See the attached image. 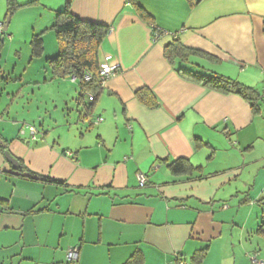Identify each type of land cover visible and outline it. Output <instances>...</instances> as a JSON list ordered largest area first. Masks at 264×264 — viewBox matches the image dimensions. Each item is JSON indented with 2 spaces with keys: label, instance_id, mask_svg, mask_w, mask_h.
Instances as JSON below:
<instances>
[{
  "label": "crops",
  "instance_id": "obj_1",
  "mask_svg": "<svg viewBox=\"0 0 264 264\" xmlns=\"http://www.w3.org/2000/svg\"><path fill=\"white\" fill-rule=\"evenodd\" d=\"M15 2H33L15 15L30 10L34 34L47 32L65 6ZM134 3L71 2L76 18L109 28L99 55L118 65L90 114L78 106L76 121L61 123L52 142L41 128L33 141L28 127L0 118V139L26 169L16 171L0 151V264H68L69 249L77 264H124L136 251L143 264H198L204 248L200 264H252L253 255L264 262V0ZM3 17L0 6V35ZM153 27L162 33L157 40ZM173 40L195 54L167 61L163 50ZM179 69L253 89L259 112ZM66 78L77 84L51 74L42 84ZM140 89L153 94L156 108L137 100ZM176 159L200 173L173 176L167 165ZM138 174L147 178L143 187Z\"/></svg>",
  "mask_w": 264,
  "mask_h": 264
},
{
  "label": "trees",
  "instance_id": "obj_2",
  "mask_svg": "<svg viewBox=\"0 0 264 264\" xmlns=\"http://www.w3.org/2000/svg\"><path fill=\"white\" fill-rule=\"evenodd\" d=\"M129 1L135 4L134 0ZM71 2L72 0H65L63 10L55 14L53 24L46 29L53 32L57 46L56 56L46 59V64L53 79H63L66 76L75 78L76 83H78L79 86L77 104L78 106L82 105L85 114L88 115L92 111L94 104L102 91V85L99 78V67L101 64L99 49L101 43L107 36L109 28L104 25L89 23L76 18L70 11ZM32 4L33 2L24 6H30ZM24 6L17 5L15 0H6L5 20L8 17L10 18L15 11ZM136 9L141 17L144 19L147 17L140 7L136 6ZM44 32L32 35L30 47L31 56L33 58L42 56L44 50L42 35ZM2 48L3 40L0 39V55ZM163 52L164 58L169 62H173L176 59L187 61L188 56L195 54V51L184 47L178 40H173L166 45ZM178 73L213 91L223 94H237L251 104V108L255 114L259 112L256 106L259 94L251 88L218 75H204L181 69L178 70ZM86 75L90 76L88 81L85 80ZM86 94H91L93 96V101L89 102L85 97ZM135 96L144 106L151 109L157 107V102L155 101L153 94L147 89L138 90L135 93ZM261 98H264V96ZM3 142L6 143L5 141ZM0 151L4 155V152L8 150L7 148L3 149L0 146ZM16 161L19 166L15 170L20 173L25 172L26 169L22 162L19 160ZM167 169L173 176L189 178L201 171V167L193 166L186 159L173 160L167 165ZM28 176L35 177V175L30 172L28 173ZM263 228L264 221L258 230L259 234L264 237ZM206 252V248L197 252L194 259L198 264L201 263ZM124 264H143V257L140 252L136 251Z\"/></svg>",
  "mask_w": 264,
  "mask_h": 264
},
{
  "label": "rangeland",
  "instance_id": "obj_3",
  "mask_svg": "<svg viewBox=\"0 0 264 264\" xmlns=\"http://www.w3.org/2000/svg\"><path fill=\"white\" fill-rule=\"evenodd\" d=\"M41 1L46 2V0ZM0 6L4 11V17L1 19L4 24L6 0H0ZM16 12L13 13L12 22L10 20L8 24L10 28L5 32L1 31L2 35H0V39L3 40L0 55V118L10 123L15 120L21 128L29 126L41 128L50 134L49 141H56L61 135V123L69 122L71 118L75 121L77 119L80 111L77 104L78 83L70 84L66 78L68 84L48 83L47 86H43V80H48L50 74L46 59L53 58L57 54L54 34L49 30L44 32L42 56L33 58L30 41L34 34L32 28L37 26L38 20L36 16L29 14L30 10L15 15ZM43 26H46L45 21ZM190 63L194 61L190 60ZM35 82L41 84L34 85ZM71 95L72 101L69 100ZM261 109L264 114L263 101H261Z\"/></svg>",
  "mask_w": 264,
  "mask_h": 264
},
{
  "label": "built area",
  "instance_id": "obj_4",
  "mask_svg": "<svg viewBox=\"0 0 264 264\" xmlns=\"http://www.w3.org/2000/svg\"><path fill=\"white\" fill-rule=\"evenodd\" d=\"M108 32H109V30H108ZM161 35H162L161 31L159 29H157L156 27H153V40H157ZM117 72H118V65L112 61V57L110 55L104 56L102 61H101L100 67H99V78H100L101 85L103 86V84L108 79L113 77ZM89 79H90V76L86 75L85 80L88 81ZM71 81L76 82L74 77H71ZM263 96H264V89H263ZM85 97L89 102L93 101V96L91 94H86ZM99 122H100V119H96L94 123L98 124ZM28 130L31 134V139L33 141H36L37 140L36 139V136H37L36 129L34 127L30 126V127H28ZM137 182H138V185L140 187H143L147 182V178L143 174H138L137 175ZM263 235H264V228H263ZM66 261L68 264H77L78 259H77L76 249H69L67 251ZM250 261L252 264H264L263 261H261L257 258V255L251 256ZM173 264H183V263L181 261L177 260Z\"/></svg>",
  "mask_w": 264,
  "mask_h": 264
},
{
  "label": "water",
  "instance_id": "obj_5",
  "mask_svg": "<svg viewBox=\"0 0 264 264\" xmlns=\"http://www.w3.org/2000/svg\"><path fill=\"white\" fill-rule=\"evenodd\" d=\"M9 21L10 19L7 18L4 22V27H3V32H5L7 30V26L9 24ZM0 146L3 148V149H6L7 148V145L6 143H4L3 141L0 140ZM4 157L6 159L7 162H9L11 164L12 167L14 168H17L19 165L17 163V161L9 154L8 151H5L4 152Z\"/></svg>",
  "mask_w": 264,
  "mask_h": 264
}]
</instances>
